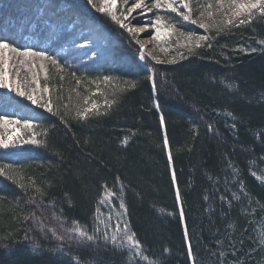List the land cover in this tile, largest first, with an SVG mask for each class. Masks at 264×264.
Here are the masks:
<instances>
[{
	"label": "trees",
	"instance_id": "16d2710c",
	"mask_svg": "<svg viewBox=\"0 0 264 264\" xmlns=\"http://www.w3.org/2000/svg\"><path fill=\"white\" fill-rule=\"evenodd\" d=\"M85 2L0 0V35L22 48L47 50L61 65L72 62V70L63 68L61 73L47 75V99L51 98L54 112H67L64 120L24 104L19 118L31 120L36 138L45 143L0 152V166L7 175L17 180L23 177L25 183L35 180L46 191L43 202L36 196L38 203H29L28 196L34 193L25 194L17 183L0 175V237H4L0 239V264H67L47 251L56 242L45 240L39 231H30V235L45 251L34 253L24 240L33 222L25 221L23 215L34 212L49 228L58 226L52 219L57 215L67 218L65 227L72 219L91 225L103 185L117 191L120 183L125 186L127 207L122 219L130 221L151 264H191L188 240L198 264H218L214 253L220 250L226 252L224 264L237 258L241 264H264V247L249 239L264 232V209L255 204L249 207L246 200L242 205L233 202L229 209L219 200L221 193L231 198L224 186L229 158L241 169L247 190L264 204V185L249 174L248 163L264 156V52L235 51L264 47L258 43L264 40V20L257 17L249 25L214 34L211 48L203 46L174 64H156L141 61L127 33ZM85 37L92 43L81 48L88 43ZM153 69L155 90L148 79ZM71 71L80 78L79 84ZM105 75L113 79L105 82ZM132 82L135 88L130 87ZM95 85L103 106L93 113L100 114L75 119ZM11 97L0 90V103L16 109L19 105ZM234 122L235 132L230 128ZM254 168H264V163L257 159ZM217 187L220 192L215 191ZM112 203L117 213L122 211L118 201ZM232 223L235 231L228 227ZM217 241L223 242V249ZM233 241L235 256L228 247ZM68 243L72 253L87 264H122L125 259L116 250Z\"/></svg>",
	"mask_w": 264,
	"mask_h": 264
},
{
	"label": "snow or ice",
	"instance_id": "6c2138e0",
	"mask_svg": "<svg viewBox=\"0 0 264 264\" xmlns=\"http://www.w3.org/2000/svg\"><path fill=\"white\" fill-rule=\"evenodd\" d=\"M87 4L91 5L98 13L103 14L104 16L110 18L111 21H114L120 28L125 31L132 33L133 38L135 39L136 33H142L146 28L154 29V32H150L149 36L152 40L158 42V47L160 42L172 38L174 35L178 38H183L188 44H195V47L206 46L208 48L212 47L210 42L209 35H197L195 31L189 30L184 31L182 28H178L176 22H165V15L168 13H175L177 17H180V22L186 23L188 25H194L199 29H203L206 33L215 32L216 36L224 32H231L232 28H238L240 26L249 25L259 17L261 20H264V0H215V6L219 14L223 17L221 21H217L214 18L213 3L211 0H208L206 3H201V0H131L129 6V0H124V4L127 6L126 11L117 15V0H86ZM193 4L196 5V8H193ZM183 9V10H181ZM139 10V11H138ZM164 11L165 15L161 14V11ZM133 13H137L140 16H145L147 13H152L154 19L150 21L149 24H146L144 27L136 28L132 25L129 17ZM230 14V16H229ZM172 18L169 17V20ZM207 19L209 23H204L203 21ZM88 43L81 45V48H87L92 41L90 38H84ZM215 39V37H211ZM201 42H205L202 44ZM135 43L139 45V59L144 61L146 57L151 56L150 53L145 52V45L140 43L139 39H135ZM259 45L264 46V40H260ZM226 48L227 45H224ZM160 51H167L166 48L160 47ZM235 51L245 52V53H256L257 51L264 52V47L257 48H238ZM6 53H12L17 58H23L20 60V63L25 62H34L39 61V67L45 69V61L50 64L63 70V65L57 57L49 55L47 50H36L33 46L21 47L16 44L14 40H11L9 37L0 35V89L7 90L8 92L15 93L16 96L22 97L24 100L29 101L32 105H36L41 109H46L48 113L53 115H59L63 121L65 115L61 114L59 110L56 112L53 111L52 101L49 97L44 99L40 93V81L36 77V74H33V83L36 87L27 89L24 83H21L19 79V72H15V79H11L8 74L9 61L11 57L6 58ZM94 60V57H90ZM151 59L154 60L157 64L165 63V61L158 59L155 56H151ZM170 63H175V61H168ZM32 67H35V63H31ZM13 68L15 66L13 65ZM71 75L76 79L77 84H79L80 78L76 77V73L72 72ZM113 77L105 75L103 76V81H111ZM151 81L152 88H156V77L155 70H152L151 75L148 77ZM45 80H47V71L45 70ZM131 88L136 87V83L132 82L130 84ZM227 87L229 90L232 89V85L228 84ZM44 91H48L47 88ZM79 95V93H77ZM115 101H112L111 104H108V107H111ZM84 104H88V99L84 100ZM67 105L65 108L67 109ZM158 107V105H157ZM97 109L95 102H92L90 107H84L82 110L78 109L75 112V119H88L90 114L99 115L97 111L93 113V110ZM106 114V113H105ZM227 116L231 117L233 121H237V117L232 112H227ZM66 122V121H65ZM161 124L164 123V116H160ZM20 125L25 130H31L33 123L29 119H10L7 115L0 116V128L8 131L10 128L13 132L16 129L12 126ZM208 128L210 131L213 130V125L209 124ZM231 130L235 132L237 124L234 122L230 125ZM22 138L17 136L16 139H13V136L0 135V149H10L21 146L17 141ZM43 140H38L36 134L33 133L29 139H24L23 144L33 145V146H42L44 145ZM124 143H127L125 139ZM164 145L168 146L167 136L164 137ZM168 159L171 161L172 156L171 152L168 153ZM264 163V156L259 158L253 157L249 160V174L253 176L257 181L264 185V168L255 169L254 165L257 162ZM8 169L12 168V165H7ZM226 177L224 181L225 192L230 193L231 198L228 195L221 193L219 195V200L221 204H227L228 208L233 207V202L243 204L244 200L247 201V205L250 207L253 204L257 205L261 209H264V204H261L259 200L255 199L252 194L247 190L245 181L243 179V174L238 165H236L231 159L226 158V167H225ZM0 175H5L8 180H12L14 183L18 184V187L25 193L28 194L30 191L34 195L28 196V202L32 204H37L36 196H39L40 202H43L44 197L46 196V191L41 186H37L35 180H29V182H23V177H20L19 180L16 179L13 175H7L5 167L0 166ZM230 177V179L228 178ZM173 180H175V173L172 174ZM211 179V177H209ZM231 185L232 187H229ZM48 187H51L49 184ZM235 188L236 190H233ZM103 193L99 200L97 201V207L92 218L91 225L82 224L79 220L72 219L69 226L65 227L64 225L68 223L67 218H61V215L52 217L57 222L58 226H53L51 228L45 224L44 220L41 217L37 216L34 212H29L26 215H23L25 221L31 220L32 226L30 230L25 231L24 240L29 241L30 248L34 253L39 254L45 251V249L40 245L36 238L30 235V231H39L42 237L45 240L49 238L55 240V246L47 249V251L55 256L57 259L62 261H67V264H87L86 259H81L78 255L73 254L71 251V245L69 241L79 247L94 246L97 249L103 248L105 250H116L125 254V259L122 264H142V262H147L151 264L148 256L145 254V249L142 242L139 240L137 233L132 229L130 221L127 219H122L127 214V207L124 203L123 193L125 191V186L123 183H120L117 191L109 189L107 184L103 185ZM216 192H220L219 187L215 189ZM176 198L180 199V190L177 187L176 189ZM0 199H3L0 197ZM205 200H208L209 197L204 196ZM119 202V210L117 213V219L115 223L112 222V211H108L106 214L101 213L102 205H107L109 209L116 208V204L112 201ZM54 203V202H53ZM16 206L19 207V201L16 202ZM211 208V205H210ZM256 209L253 208L252 212L255 213ZM62 214V210H61ZM244 214H247V209H245ZM180 215L183 217V209L180 210ZM225 215H227L225 213ZM251 224L252 221H249ZM111 225V227H109ZM229 228H232L233 231L236 230V225L234 223L228 224ZM247 232V229H244ZM184 236L187 239L189 236L187 225L184 227ZM4 239V237H0ZM249 239H254L258 246L264 247V232L258 233L256 236H250ZM243 238L239 241L240 244H243ZM219 248L223 249V242L217 241ZM187 254L190 257L191 264H198V261L195 258L193 252L191 241H187ZM5 247H8L5 245ZM231 249V254L236 255L235 242H230L228 245ZM255 251V248L252 249ZM219 260L218 264H224V258L226 252L220 250L218 253ZM232 264H241L239 258L232 261Z\"/></svg>",
	"mask_w": 264,
	"mask_h": 264
},
{
	"label": "rangeland",
	"instance_id": "374dc122",
	"mask_svg": "<svg viewBox=\"0 0 264 264\" xmlns=\"http://www.w3.org/2000/svg\"><path fill=\"white\" fill-rule=\"evenodd\" d=\"M86 1V0H83ZM208 2V0H201V3H206ZM211 2L213 3V13H214V18L217 21H221L223 19V17L219 14L216 6H215V0H211ZM86 3V2H85ZM131 0H129V6H130ZM126 5L124 4V0H117V15H120L121 13L126 11ZM193 8H196V5L193 4ZM183 10V9H181ZM139 11V10H138ZM162 15H165L164 11H161ZM230 16V14H229ZM169 17H171L172 19L169 20ZM154 19L153 14L152 13H147L145 16H140L137 13H133L132 16L129 17V20L131 21L132 25L136 28H140V27H144L146 24H149L150 21H152ZM181 18L177 17L175 13H168L167 15H165V22H176L177 27L178 28H182L184 31H195L197 33V35H209L210 39L211 37H214V34H216L214 31L213 32H209L206 33L203 29H199L194 25H188L186 23H181L180 22ZM204 23H209V21L207 19H205L203 21ZM116 24V23H115ZM75 24H72V26H74ZM119 27V25H118ZM119 29L121 31H123L128 38L131 39V41L134 44V47L136 48V50L139 49V45L135 43V39H139L140 43L145 45V52L146 53H150L151 56H155L160 60L165 61V63L162 64H174V63H170L168 61H175L178 62L180 60L185 59L188 55H190L192 52L196 51L197 49L201 48H197L195 47V44H188L183 38H178L177 36H173L170 39H167L165 41L160 42L159 47L158 42L154 41L150 38L149 33L150 32H154V29L151 28H146L144 32L142 33H136L135 34V39L133 38V34L129 33L127 31H125L124 29L120 28ZM202 44H204L205 42H201ZM160 47L166 48L167 51H160ZM138 52V51H137ZM50 55V54H49ZM138 56H139V52H138ZM151 56L146 57V59H149L150 61H153L154 63H156L154 60L151 59ZM7 57H11V60L9 61V68H8V74L9 77L11 79H15V72L18 71L19 72V79L21 81V83H24L27 87L28 90H30L31 88L36 87V85L32 82L33 81V74H36V77L39 79L40 81V93L42 94L44 99H47V91H44L45 88H47V84H48V80H45V70L47 71V75H50V73H61V69L57 68L56 66L50 64L49 62L45 61V69H41L39 67V61H34L31 63H35V67L31 66L30 62H25L23 64L20 63V60H22L23 58H17L14 54L12 53H6V58ZM145 59V60H146ZM157 64V63H156ZM13 65L15 66V68H13ZM63 68H67L68 71L72 70V62H68V64H63ZM72 72V71H71ZM95 88L92 89V93H91V97L88 98V104L84 105V107H90L92 102H95L97 105V108H99L100 106H103V104H101V100L99 97V90H96V85L94 86ZM3 90L4 92H6L8 95H11V99H14V103L18 104L19 106L16 107V109L14 107H12L10 104L7 103H0V116L3 115H9L8 117L10 119H20L19 116L23 115V106L25 105H32L29 101L24 100L22 97H18L15 95V93H11L8 92L7 90L4 89H0ZM25 104V105H24ZM19 112V114L17 115L16 113ZM27 119V118H25ZM16 129L15 132H13L11 130V128L8 131H5L4 129L0 128V135L3 136H7V135H11L13 136V139H16L17 136L21 137L22 139L17 141L21 146L16 147V148H10L7 150L4 149H0V152L3 151H9V150H13V151H17L23 148V146L25 144H23V140L24 139H29L30 136L35 133V129L34 127H32L31 130H25L22 126L20 125H14L12 126ZM101 208H104V214H106L108 211H112L113 216H112V222L115 223L116 219H117V210L113 209H109V207L107 205H102Z\"/></svg>",
	"mask_w": 264,
	"mask_h": 264
}]
</instances>
